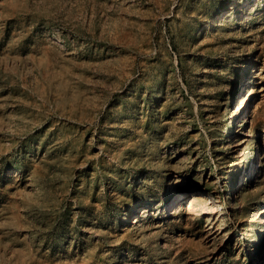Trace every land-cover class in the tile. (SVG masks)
<instances>
[{
  "label": "rangeland",
  "instance_id": "1",
  "mask_svg": "<svg viewBox=\"0 0 264 264\" xmlns=\"http://www.w3.org/2000/svg\"><path fill=\"white\" fill-rule=\"evenodd\" d=\"M0 264H264V0H0Z\"/></svg>",
  "mask_w": 264,
  "mask_h": 264
},
{
  "label": "bare ground",
  "instance_id": "2",
  "mask_svg": "<svg viewBox=\"0 0 264 264\" xmlns=\"http://www.w3.org/2000/svg\"><path fill=\"white\" fill-rule=\"evenodd\" d=\"M179 197H181V196L179 195Z\"/></svg>",
  "mask_w": 264,
  "mask_h": 264
}]
</instances>
